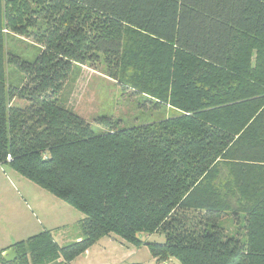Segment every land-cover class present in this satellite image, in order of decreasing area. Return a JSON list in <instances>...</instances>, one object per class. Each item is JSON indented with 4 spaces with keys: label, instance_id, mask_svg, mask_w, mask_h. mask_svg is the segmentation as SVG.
I'll return each mask as SVG.
<instances>
[{
    "label": "trees",
    "instance_id": "obj_1",
    "mask_svg": "<svg viewBox=\"0 0 264 264\" xmlns=\"http://www.w3.org/2000/svg\"><path fill=\"white\" fill-rule=\"evenodd\" d=\"M5 30L32 37L35 57ZM100 55L124 89L176 113L126 127L104 116L97 131L60 103L75 66ZM6 163L80 211L81 234L60 245L43 230L2 264H62L117 235L158 260L264 264V0H0Z\"/></svg>",
    "mask_w": 264,
    "mask_h": 264
},
{
    "label": "rangeland",
    "instance_id": "obj_2",
    "mask_svg": "<svg viewBox=\"0 0 264 264\" xmlns=\"http://www.w3.org/2000/svg\"><path fill=\"white\" fill-rule=\"evenodd\" d=\"M7 45L28 59L35 57L39 44L32 37L5 30ZM100 61L77 64L60 94V103L88 121L98 131L100 117L118 120V127L138 125L172 116L176 111L166 105L154 107L148 97L117 83L114 70ZM132 72V71H131ZM9 80L15 82L20 71L9 66ZM69 85V86H68ZM242 216V215H240ZM80 211L51 194L9 163L0 165V247L50 230L55 241L68 245L79 241ZM221 225L237 228L234 215L224 216ZM149 242H163L160 233L144 234ZM62 264H182L177 258L158 260L147 244L137 245L122 236H104L73 258L64 255Z\"/></svg>",
    "mask_w": 264,
    "mask_h": 264
},
{
    "label": "water",
    "instance_id": "obj_3",
    "mask_svg": "<svg viewBox=\"0 0 264 264\" xmlns=\"http://www.w3.org/2000/svg\"><path fill=\"white\" fill-rule=\"evenodd\" d=\"M2 256L6 261L10 262L16 258V253L13 248H9L3 252Z\"/></svg>",
    "mask_w": 264,
    "mask_h": 264
},
{
    "label": "crops",
    "instance_id": "obj_4",
    "mask_svg": "<svg viewBox=\"0 0 264 264\" xmlns=\"http://www.w3.org/2000/svg\"><path fill=\"white\" fill-rule=\"evenodd\" d=\"M59 199V198H58ZM41 232V231H40ZM39 233V232H38ZM37 234V233H36ZM32 236V235H31ZM20 241V240H19ZM17 242V241H16ZM15 242V243H16ZM12 244H14V243H12ZM12 244H10V245H12ZM10 245H6L5 247L3 246V247H0V251H2V250H4L5 251V249L7 248V247H9ZM3 251V252H4ZM3 252H2V254H3ZM0 264H2V262H1V260H0Z\"/></svg>",
    "mask_w": 264,
    "mask_h": 264
},
{
    "label": "built area",
    "instance_id": "obj_5",
    "mask_svg": "<svg viewBox=\"0 0 264 264\" xmlns=\"http://www.w3.org/2000/svg\"><path fill=\"white\" fill-rule=\"evenodd\" d=\"M9 159H10V156H9Z\"/></svg>",
    "mask_w": 264,
    "mask_h": 264
}]
</instances>
